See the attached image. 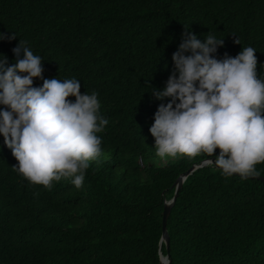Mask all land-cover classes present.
<instances>
[{"label":"trees","instance_id":"trees-1","mask_svg":"<svg viewBox=\"0 0 264 264\" xmlns=\"http://www.w3.org/2000/svg\"><path fill=\"white\" fill-rule=\"evenodd\" d=\"M185 28L201 42L223 39L217 59L253 47L264 80V0H0V33L16 35L0 40L7 66L26 41L42 58L43 78L79 80L108 120L97 133L102 155L80 188L73 178L51 190L25 179L0 134V264L160 263L164 203L177 177L209 158H161L149 131L170 100L153 91L166 86ZM42 84L34 78V87ZM255 167L264 175V163ZM166 227L167 264H264V181L199 166L185 177Z\"/></svg>","mask_w":264,"mask_h":264},{"label":"clouds","instance_id":"clouds-1","mask_svg":"<svg viewBox=\"0 0 264 264\" xmlns=\"http://www.w3.org/2000/svg\"><path fill=\"white\" fill-rule=\"evenodd\" d=\"M15 38L0 33V40ZM26 44L19 40L12 49L15 64L0 58V105L5 106L0 134L18 161L13 169L48 190L62 178H73L80 188L89 162L102 155L97 133L108 120L98 114L97 93L81 94L79 80L43 78L42 58ZM223 44L211 34L201 42L185 28L166 86L153 91L155 99L170 100L159 105L149 131L161 158L211 157L219 149L215 161L208 159L210 166L226 177H258L255 166L264 163V80L257 77L253 47L217 59ZM34 78L42 79V86L34 87Z\"/></svg>","mask_w":264,"mask_h":264},{"label":"water","instance_id":"water-1","mask_svg":"<svg viewBox=\"0 0 264 264\" xmlns=\"http://www.w3.org/2000/svg\"><path fill=\"white\" fill-rule=\"evenodd\" d=\"M208 159H211V160L215 161V157L211 156L209 158L203 159L201 161V163L195 164V165L189 167L188 169H186L185 171H183L177 177V179L175 180V182L173 184V186L175 187V191H174L173 197L170 200L165 201V203H164L163 214H162V234H161L160 241L161 242L163 241L165 243L167 254L166 255L160 254V263L159 264H167V263L171 262V259L169 258V235H168V232H167L166 222H167V218L169 216V213L171 211V208H172V206H173V204H174V202H175V200H176V198L178 196L179 189L181 188L185 177L188 174H190L191 171H193L195 168H197L199 166H202V165H205V164H208L207 163ZM249 178L259 179L261 181H264V175H259L258 177H249Z\"/></svg>","mask_w":264,"mask_h":264}]
</instances>
